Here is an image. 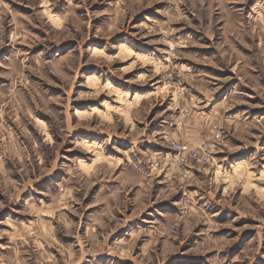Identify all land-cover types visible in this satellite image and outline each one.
Returning <instances> with one entry per match:
<instances>
[{
	"label": "rangeland",
	"instance_id": "obj_1",
	"mask_svg": "<svg viewBox=\"0 0 264 264\" xmlns=\"http://www.w3.org/2000/svg\"><path fill=\"white\" fill-rule=\"evenodd\" d=\"M0 264H264V0H0Z\"/></svg>",
	"mask_w": 264,
	"mask_h": 264
},
{
	"label": "built area",
	"instance_id": "obj_2",
	"mask_svg": "<svg viewBox=\"0 0 264 264\" xmlns=\"http://www.w3.org/2000/svg\"><path fill=\"white\" fill-rule=\"evenodd\" d=\"M218 138L219 135H216L215 139ZM215 139H212V142H203L198 146H190L173 138H167L165 141L174 153V159L178 166L187 174L195 166L211 162L215 148Z\"/></svg>",
	"mask_w": 264,
	"mask_h": 264
}]
</instances>
